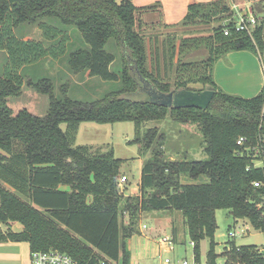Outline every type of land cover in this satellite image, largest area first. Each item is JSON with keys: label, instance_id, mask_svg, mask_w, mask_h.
Segmentation results:
<instances>
[{"label": "trees", "instance_id": "16d2710c", "mask_svg": "<svg viewBox=\"0 0 264 264\" xmlns=\"http://www.w3.org/2000/svg\"><path fill=\"white\" fill-rule=\"evenodd\" d=\"M159 7V3L137 6L133 0H0V49L7 54L0 75V223L23 224L19 232L0 230V240L27 241L31 251L61 250L80 264H98L102 257L110 264H118L120 258L129 264L127 241L140 233L142 214L179 211L196 264L206 237L210 238L207 264H218L217 209H230L235 219L246 218L264 231V208L259 207L264 187L254 186V181L264 180V166L247 169L252 157L241 155L237 144L239 137L257 133L264 87L245 98L223 91L214 80L215 64L229 52L252 50L263 58L264 16L250 34L237 31L233 22L213 25L234 14L230 0L194 1L181 23L159 25H213L212 31L185 36L178 46L176 37L168 36L160 45L158 39H146L149 24L141 17ZM256 7L263 9L260 4ZM23 24H37L44 40L19 36L15 30ZM69 26L85 40L68 55L72 70L109 81L121 78V89L93 101L52 96L43 115L27 108L14 111L9 101L22 94V68L65 54L71 40ZM225 27L230 34H225ZM112 38L124 58L120 75L111 69L116 55L106 49ZM202 48L209 52L206 59L181 60ZM143 80L164 92L195 89L190 85L201 83L213 86L216 93L206 110L170 108L149 101L141 91ZM167 118L197 124L208 158L171 159L166 156L169 137L164 130L154 126L142 133L147 122ZM85 121L134 122L137 135L130 143L139 146L140 156L152 153L142 167L140 194L125 196L120 191L125 160L113 149L92 153L93 146L75 144ZM173 234L176 239L178 227ZM225 253L224 264H264L258 245L233 244Z\"/></svg>", "mask_w": 264, "mask_h": 264}, {"label": "rangeland", "instance_id": "374dc122", "mask_svg": "<svg viewBox=\"0 0 264 264\" xmlns=\"http://www.w3.org/2000/svg\"><path fill=\"white\" fill-rule=\"evenodd\" d=\"M230 5L233 11L231 0ZM253 7H256V5H253ZM238 8L242 13L247 12V6ZM232 18L233 15L231 14L228 18L221 22L214 23L213 25L229 23ZM147 24L149 25H147L148 28L145 34L146 39L150 37L154 40L158 39L160 45L168 36H174L176 37V45L178 46L183 37L205 35L211 32L213 28V25L166 28L159 25L151 27L150 23ZM15 31L19 36H24L25 39L35 38L44 40L43 31L37 24H23L17 27ZM68 32L71 35V40L65 54L57 59L46 57L22 68L21 74L24 78L22 94L19 97L11 98L9 101L14 111L27 108L33 113L43 115L49 109L52 96L59 98L67 95L72 99L93 101L102 98L109 92L121 89V78L118 81H109L98 76H90L89 72L77 73L72 70L68 62V55L72 50L74 51L80 45H84L85 40L82 33L73 26H69ZM106 49L116 55L111 69L120 75V69L124 66V58L121 51L117 48L114 38L110 39ZM246 51L256 55L261 62L259 53L252 50ZM6 57L7 54L0 49V75L2 74ZM206 57L207 54H205V51H200L194 56L189 55L188 57H181V60L201 61ZM223 57L224 56L221 58ZM177 59L178 58H176L175 61H177ZM149 66H151L150 62ZM41 79L44 80L41 81ZM30 80L33 82L29 83ZM38 81L40 82L35 84ZM171 81L173 82L174 79ZM225 82L224 79L223 83ZM192 86L200 87L201 84L195 83L192 84ZM172 88H174V85ZM141 91L149 98L143 86ZM145 96L143 95V97L137 98H145ZM254 96H256V94L245 98H252ZM66 126V124L62 125L64 129H66ZM154 126L164 130L169 137V146L166 147L167 157L175 160H182L185 157L194 159L208 158L207 154L204 152L203 137L197 124H181L171 120V118H167L163 122H147L142 128V133L149 127ZM136 135V127L132 121H118L115 123L85 121L80 124L75 144L93 146L92 153L105 152L113 149L116 157L125 160L122 165L123 171H121V179L127 178L128 176L126 181L120 183L122 184L120 186V191L126 192V190H129L128 194H130V190L137 187L142 164H144L146 159L152 156L151 152H148L146 156H140L139 146L130 143L135 139ZM182 180L184 182L187 181V177L184 176ZM123 195L125 194L123 193ZM142 215L138 228L140 229V227H142L143 232L133 235V238L127 241L129 248H132L131 244L133 245L135 254L133 258L132 255L130 256L129 264H164L166 258H169L174 264L184 259H187L189 264H196L194 246L191 243L188 229L184 224L181 212L155 211L145 212ZM167 216H171L174 223L169 221ZM127 218L126 215L124 220H127ZM216 220L218 229L215 234V241L217 243L216 253L218 254V264H224L227 255L225 252L233 244H237L238 246L258 245L264 247V231L256 230L248 219H235L230 209L219 208L216 210ZM143 225H146L147 228H143ZM173 225L178 227L176 239L173 234ZM9 226L10 229L8 228ZM9 226L3 224L1 230L3 232H8V230L19 232L23 230V224L21 222H12ZM230 231L236 232V236H231ZM166 236L172 239V249H168L166 245H163L161 242L162 238ZM209 249L210 238L206 237L201 241L200 264H207V253ZM31 252L30 244L27 241H15L11 239L0 240V264H31ZM118 264H123L122 258L119 259Z\"/></svg>", "mask_w": 264, "mask_h": 264}, {"label": "crops", "instance_id": "0c3cea01", "mask_svg": "<svg viewBox=\"0 0 264 264\" xmlns=\"http://www.w3.org/2000/svg\"><path fill=\"white\" fill-rule=\"evenodd\" d=\"M194 1L208 2L211 0H133V3L137 6H145L154 3H159L160 7L158 8V10L146 12L142 14L141 17L143 21L150 24L155 23L158 25L159 24L175 25L181 23V21L184 19V17L188 12L190 3ZM231 1L233 6H238L241 8L247 6L246 8L247 11L251 10L257 16L258 20L261 16H264V0H231ZM258 4H260L261 7L263 8L262 11H259L258 7H253V5H258ZM200 51H205V54H207L208 57L209 52L204 49L197 50L190 55L194 56L198 54V52ZM224 79L226 81L225 83H223ZM214 80L219 88H221L225 92L228 91L227 93L229 94L234 93L235 95H242L244 97H251L254 94L257 95L264 87V55L263 58L261 57V62H260L256 57V55L246 50L229 52L226 55H224L223 58H220L216 66L214 67ZM121 171H123L122 167H121ZM127 178H124L125 180L123 179V182L126 181ZM140 180H141V173H140L139 181L137 183V187L130 190V194H128L129 190H126V192L125 191H121V192L124 193L125 195H138ZM120 181L121 180H119V183H121ZM156 217L160 218L158 216ZM167 219L174 223V220L172 219L171 216H167ZM1 224L3 226V223ZM174 227L175 226L173 225V228ZM8 228L10 229V226ZM143 228H147V227H144L143 225ZM142 232H143L142 227H140V233ZM132 238L133 237H131L130 239ZM131 246L132 248H130V251L133 258V256L135 257V254H134L133 245L131 244Z\"/></svg>", "mask_w": 264, "mask_h": 264}, {"label": "built area", "instance_id": "2783aa9c", "mask_svg": "<svg viewBox=\"0 0 264 264\" xmlns=\"http://www.w3.org/2000/svg\"><path fill=\"white\" fill-rule=\"evenodd\" d=\"M233 18L230 19L229 22H233L235 24V29L237 31H248V33H252L253 29L258 23L257 16L250 10L245 13H242L238 6H233ZM225 34H230V28L225 27ZM237 144L240 147L238 152L243 155L247 153L250 157H252V163L248 166L247 169H250L253 166L262 167L264 166V110L260 116L257 133L254 137L250 136H241L237 140ZM121 183L123 179H120ZM121 186L122 184L119 183ZM254 186L256 187H264L263 181H254ZM259 207L264 208V203L259 204ZM264 212V211H263ZM146 227V225H144ZM2 228V224L0 223V229ZM231 236H236V232L230 231ZM161 242L163 245H166L168 249L173 248L172 239L169 237H163ZM259 252H264L263 246H258ZM31 264H80L78 260L73 258L70 254L57 250V249H49V250H36L31 252ZM98 264H110V261L105 257L99 261ZM164 264H174L169 258L165 259ZM177 264H189L187 259L179 261Z\"/></svg>", "mask_w": 264, "mask_h": 264}, {"label": "water", "instance_id": "95a60500", "mask_svg": "<svg viewBox=\"0 0 264 264\" xmlns=\"http://www.w3.org/2000/svg\"><path fill=\"white\" fill-rule=\"evenodd\" d=\"M143 83L145 87L147 81L143 80ZM149 85L151 84L149 83ZM190 87L195 89L185 88L180 90H172L170 92H164L152 86L149 93V101L154 104H159L170 108L195 107L206 110L215 96V88L211 85L205 86L203 84H201L200 87H194L191 84Z\"/></svg>", "mask_w": 264, "mask_h": 264}, {"label": "flooded vegetation", "instance_id": "af4514ba", "mask_svg": "<svg viewBox=\"0 0 264 264\" xmlns=\"http://www.w3.org/2000/svg\"><path fill=\"white\" fill-rule=\"evenodd\" d=\"M144 84V83H143ZM142 84L143 86V89L145 90V92L147 93V95L149 96V93H150V89H151V85H149V83L147 82L146 83V86L144 87V85Z\"/></svg>", "mask_w": 264, "mask_h": 264}]
</instances>
